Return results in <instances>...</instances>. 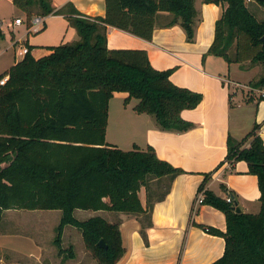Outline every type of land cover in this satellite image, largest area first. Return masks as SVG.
I'll return each instance as SVG.
<instances>
[{
	"label": "trees",
	"instance_id": "16d2710c",
	"mask_svg": "<svg viewBox=\"0 0 264 264\" xmlns=\"http://www.w3.org/2000/svg\"><path fill=\"white\" fill-rule=\"evenodd\" d=\"M255 1L264 6V0ZM13 2L27 11L28 21L33 14L67 17L79 39L50 46L51 52L39 58L28 48L22 60L0 74V80L9 76L0 84V222L9 209L61 210L55 240L60 252L64 251L63 229L73 225L81 229L86 248L98 264H116L126 251L119 223L99 215L79 220L75 210L144 214L150 225L153 194L156 200L164 199L170 182L186 171L161 159L151 145L124 150L108 143L110 100L115 92H126V101L137 99L134 109L154 115L161 129L187 131L195 124L181 113L196 108L203 94L175 84L171 80L174 69L155 68L144 49L110 48L108 27L151 40L158 16L166 12L173 17L165 26L179 24L193 42L198 16L195 0H105L104 16L83 13L72 1L60 8L52 0ZM205 2L225 7L203 58L215 55L228 63H260L262 75L251 86L263 88L264 20L249 7V0ZM4 37L0 20V42ZM260 128L255 123L240 140L229 135L223 161L233 165L244 160L249 173L257 176L258 213L237 212L233 191L229 201L209 190L212 172L205 173L198 188V195H204L202 203L224 212L227 221L225 232L201 226L225 238L224 254L213 264H264V138ZM166 180V190L156 196L154 182ZM142 187L148 192L146 207L139 195ZM101 239L106 247L99 245Z\"/></svg>",
	"mask_w": 264,
	"mask_h": 264
},
{
	"label": "crops",
	"instance_id": "0c3cea01",
	"mask_svg": "<svg viewBox=\"0 0 264 264\" xmlns=\"http://www.w3.org/2000/svg\"><path fill=\"white\" fill-rule=\"evenodd\" d=\"M71 1L83 13L91 16L105 15V0ZM52 4L56 8L61 7L56 5L55 0H52ZM195 5L198 16L194 24L193 42L187 40L186 33L179 24L165 26L173 17V14L166 12L158 16L151 40L117 27H108L110 48L144 49L155 68L174 69L171 80L175 84L203 94V100L196 108L185 109L181 113L184 119L195 124L187 131L161 129L154 115L138 113L134 109L138 101H126V92H115L110 100L106 135L108 143L124 150H130L135 145L141 148L151 145L161 159L186 171L170 182V191L164 199L156 200L153 194L150 225L144 214L75 210V216L79 220L99 215L109 222L119 223L126 251L116 264H213L223 256L225 238L201 227L206 225L224 232L227 230L224 212L197 201L198 188L205 178V173L212 172L207 188L223 198L230 197L229 193L233 191L235 204L242 212L258 213L261 208L258 178L249 173L248 163L240 160L231 165L223 161L228 152L229 135L240 140L255 123H259L260 134L264 138V99H260L257 94L260 89L250 87L253 92L243 91L251 80L242 84L237 76L234 80L231 79L230 72L226 77L220 56L207 55L203 58L214 41L216 21L221 18L225 5L205 0H195ZM51 17L60 18L63 15L46 16L44 25ZM22 24H16L13 20L8 24V28ZM28 24V31L31 32L29 27L32 21H28ZM1 27L6 36L2 22ZM62 27L68 31L70 26L67 30L65 25ZM55 29L56 27L54 31ZM62 31V28L56 29V34L53 33L54 38L60 39L59 43L65 42L66 39L65 34L62 36ZM78 39L79 34L73 27L71 41ZM17 40L16 31L11 30L9 45L12 43L15 46ZM45 43L51 42L42 41L40 45L43 47H37V42L33 44L36 47L31 49V53L36 58L49 54V47L59 44ZM2 45L1 41L0 74L24 57L22 50L19 52L21 57H17L16 51L12 57L8 50L10 47L1 49ZM240 66L249 70L246 66ZM221 162L223 164L219 166ZM139 195L143 206L146 207L148 192L145 187H142ZM61 216L62 211L60 216L57 215L59 223ZM39 217L41 220L49 219L44 212ZM144 226L146 239L142 234ZM57 227L55 231L50 232L45 227H39L35 231L36 238L0 232V252H9L11 258L18 257L16 260L0 258L1 264H98L86 248L81 229L76 226L64 227L61 235L63 252H60L56 242L54 245L41 239V233L47 231L48 239L55 241Z\"/></svg>",
	"mask_w": 264,
	"mask_h": 264
},
{
	"label": "rangeland",
	"instance_id": "374dc122",
	"mask_svg": "<svg viewBox=\"0 0 264 264\" xmlns=\"http://www.w3.org/2000/svg\"><path fill=\"white\" fill-rule=\"evenodd\" d=\"M71 0H67V1H63V0H55L56 5L57 6H62L64 4H66L67 2H69ZM63 2V3H62ZM65 2V3H64ZM249 7L253 10V12H255L257 14V16L259 17V19L264 20V6L258 4L255 0H249L248 2ZM37 8V7H36ZM38 9H36L37 11ZM38 12V11H37ZM37 15V14H36ZM17 16H20L24 22L21 26L19 27H12V28H8V24L13 22V20H15V18ZM33 16V15H32ZM0 20L2 22V26L4 28V30L6 31V38L4 37V39L2 40V46L1 49H4L6 46H8L7 48L10 47L9 50V54L12 55V57H14V53L15 51L18 54V58L21 57L19 56V52L25 48L28 45V48H34L36 47V45H33L34 43H38L39 46L37 47H43L40 44H42V41H46V42H55L54 44H58L60 41V39L58 37H53V33L56 34V29H63V33L62 36L65 34L66 35V39L65 42H72V29L73 26L71 25L69 19L67 17H58V18H49L46 22V25H44L39 31H28V15H27V11L25 9H23L22 7L16 5L13 0H0ZM62 25H65L66 30L68 29L67 27H69L68 31H65L64 28L62 27ZM56 27L55 31L54 28ZM11 30H15L16 31V36H17V42L16 45L14 46L12 43L9 45L10 43V39H11ZM54 38V39H53ZM61 38V37H60ZM40 41V42H39ZM57 42V43H56ZM51 43H45V44H51ZM60 44V43H59ZM235 49L236 46H233L232 53L233 56L235 54ZM6 51V50H5ZM220 60L224 63V68H225V73H226V77H228V72H230V78L234 80V78L236 77L237 79L240 80V82H242V84H244L247 80H251L249 81V84H246L247 87H244L243 91L245 92L246 90H248L249 92H253L254 90L252 88L251 83L257 81L260 76L262 75V71H263V66L260 63H256L253 62L252 60H245L243 62H232V63H228L224 58H220ZM242 67H247L249 68V70L242 69ZM239 73V74H238ZM253 79V80H252ZM248 83V81H247ZM252 87V88H250ZM260 90H264L263 88H257ZM258 95H260V92H257ZM132 101H138L135 98H132ZM113 105L114 102L112 104V110H113ZM156 185L154 187L155 189V195H161L167 188V186L169 185V181H156L154 182ZM38 212H36V210H30V209H9L6 210L4 212V217L3 220L0 222V232L6 231V232H10V233H15V234H21L23 236H31L33 238L37 237L36 234V230L39 227H45L47 229L48 232L54 230L57 227L58 223H59V219L57 218V215H61V211L59 210H37ZM44 212L46 213V215L49 216V219H44L41 220L40 219V215L41 213ZM47 231L42 232L41 233V239L43 241H47L49 244H54L55 245V241L53 240H49L48 239V233ZM55 238V236H54ZM53 239V236H52ZM68 245V244H67ZM66 246V244H65ZM69 246V245H68ZM67 246V248H69ZM58 248V247H57ZM9 252L5 253L3 251L0 252V258H5V259H12L14 258V260L18 259V257H13L11 258V254H8ZM9 255V256H7ZM13 256V255H12ZM1 264V262H0Z\"/></svg>",
	"mask_w": 264,
	"mask_h": 264
},
{
	"label": "built area",
	"instance_id": "2783aa9c",
	"mask_svg": "<svg viewBox=\"0 0 264 264\" xmlns=\"http://www.w3.org/2000/svg\"><path fill=\"white\" fill-rule=\"evenodd\" d=\"M45 19H46V16H43V15H40V14H37V15H34L33 17H32V19H31V21H32V25L29 27V29H31V31H38V30H40L42 27H43V25H44V22H45ZM14 22L16 23V24H20V23H23V19L21 18V17H17L15 20H14ZM28 52V48H23L22 49V53L25 55L26 53ZM9 79V76L7 75V76H5L4 78H2L1 80H0V84L1 85H4L6 82H7V80ZM260 96H262V97H264V90H261L260 91ZM203 199H204V195L203 194H199L198 196H197V201H198V203H202V201H203ZM229 201L231 200V197H228L227 198Z\"/></svg>",
	"mask_w": 264,
	"mask_h": 264
},
{
	"label": "water",
	"instance_id": "95a60500",
	"mask_svg": "<svg viewBox=\"0 0 264 264\" xmlns=\"http://www.w3.org/2000/svg\"><path fill=\"white\" fill-rule=\"evenodd\" d=\"M263 42H264V37H263ZM236 211L239 212V211H241V209L236 206ZM99 245L102 246V247H106L105 241L103 239H101L99 241Z\"/></svg>",
	"mask_w": 264,
	"mask_h": 264
}]
</instances>
